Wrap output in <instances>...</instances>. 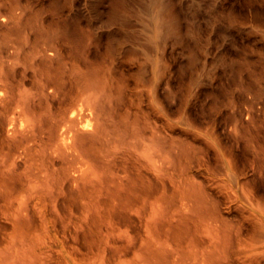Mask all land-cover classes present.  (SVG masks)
<instances>
[{
    "label": "rangeland",
    "instance_id": "1",
    "mask_svg": "<svg viewBox=\"0 0 264 264\" xmlns=\"http://www.w3.org/2000/svg\"><path fill=\"white\" fill-rule=\"evenodd\" d=\"M144 2L0 0L3 48L14 50L16 36L40 43L68 32L75 60H85L78 100L98 123L86 145L103 158L93 155L76 180L89 206L72 172L61 190L33 184L62 191L53 211L64 220L90 214L103 242L134 237L111 264H264V0H167L175 37L164 75L153 66L159 49ZM1 117L0 139L14 143ZM57 138L43 149H56ZM20 198L0 193V264L39 262L38 212L19 209Z\"/></svg>",
    "mask_w": 264,
    "mask_h": 264
},
{
    "label": "bare ground",
    "instance_id": "2",
    "mask_svg": "<svg viewBox=\"0 0 264 264\" xmlns=\"http://www.w3.org/2000/svg\"><path fill=\"white\" fill-rule=\"evenodd\" d=\"M144 3L148 19L146 26L149 30V40L159 49L153 60V66L157 74L164 75L168 70L166 48L175 37L174 20L167 12V0H145ZM228 19L231 21L230 17ZM65 33L62 35L64 37L57 35L51 41L42 39V43H39V38L36 37L31 40V37L26 35L19 40L16 36L18 42L16 41L17 45L14 50H11L13 46L10 47L9 44L7 48H3L5 45L0 44V117L3 116L1 117L3 119L4 116L8 117L9 133L7 132V136L9 135V138L6 137L11 139L10 135H13V140L10 142H14H7L5 145L3 138L0 139V193L9 199L19 195L21 196L20 203L18 201L19 209L23 207L25 209L23 211L26 212V209L30 208L28 205H32L38 212L40 238L37 247L39 258L37 264H99L97 258L100 254H102L101 260L102 258L104 260L100 264H111L115 256L123 252L125 254L127 249L131 248L135 242L134 237L124 236L128 238L127 241L123 240L125 243H122L123 245L121 243L120 245L115 239L112 240H115L118 245L113 241V243L103 242L100 239V231L92 226L95 222L90 219V214L87 216L86 213L82 220L75 221L70 218L64 220V213V215L61 214L63 216L55 214L57 207L56 212L53 211L62 191L60 193L58 189H54L59 192L55 193L53 188L45 190L39 185L33 184L39 179L49 182L51 180L53 184L61 182V190L64 185L63 180L66 179V177L64 179V175H67V172H72L75 187L76 180L84 177L92 156H103L95 142H89L88 147L86 145L88 136H95L98 123L94 122L97 118L92 108L86 107L87 105L81 102L82 99L78 100V89H81V81L86 72L84 71L85 60H75L72 45L67 36L68 32ZM10 42L14 43L12 40ZM27 81L32 84V91L28 94L25 93L27 90L23 88L25 83L27 85ZM54 133H57L58 145L53 144L56 145V149L47 152L45 149L54 139ZM11 150L18 153L19 161L15 159L11 161ZM56 162H60V168H55ZM19 163L24 164V167L21 165V170L17 168ZM146 179L144 180L145 185L150 187L149 181ZM85 182L83 181V183ZM85 186L87 187L84 184ZM78 187L79 185L74 188V191ZM144 189L148 190V188ZM77 193L79 196V192ZM82 194L80 189V196H82L80 199H82L84 207H87L90 205L91 197L86 199ZM98 194L100 195V193ZM103 196L107 197V195ZM92 198L94 197L92 196ZM145 200L146 198L140 201L144 203ZM61 202L64 200L61 199ZM143 207H140V210ZM96 216L98 217V215ZM100 217L103 216L99 215V220H101ZM59 220L62 225L61 230L57 228ZM144 226L147 237V224L145 223ZM80 233L83 236L81 243L69 246L67 244L69 240L75 243L79 242Z\"/></svg>",
    "mask_w": 264,
    "mask_h": 264
}]
</instances>
